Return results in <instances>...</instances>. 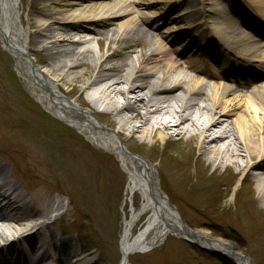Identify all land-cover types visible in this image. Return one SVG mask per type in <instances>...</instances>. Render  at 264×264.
<instances>
[{"label": "bare ground", "instance_id": "1", "mask_svg": "<svg viewBox=\"0 0 264 264\" xmlns=\"http://www.w3.org/2000/svg\"><path fill=\"white\" fill-rule=\"evenodd\" d=\"M11 2L6 6L0 0V48L13 60L22 83L51 116L50 123L61 122L112 154L127 174L125 198L138 195L141 200L139 209L122 211L121 264L170 237L186 238L234 264H253L235 243L209 231L185 225L178 231L176 217L182 218L160 187L159 168L129 152L125 138L135 146L174 137L193 140L197 161L246 173L264 206V0H241L246 10L233 0H34L24 20L20 0ZM89 39L105 41L107 51H113L91 65V50L77 51ZM43 40L49 45L38 48ZM206 58L218 64L217 72L200 66ZM186 75L197 77L189 82L192 89L182 85ZM202 76L227 85L213 83V94L204 97L195 92ZM234 82L246 92L232 95L228 83ZM11 147L33 175V185L46 183L44 150L35 153L19 142ZM75 165L81 170L85 164ZM61 166L56 162L58 170ZM36 196L20 192L0 164V228L17 229L19 236L13 244L0 245V264H55L53 251L45 247L52 242L60 264H97L99 258H87L92 254L79 258L73 241L54 238L50 222L29 224L33 213L41 211L46 218L63 206L60 197L53 205L38 206ZM108 254L115 263L119 252L114 242Z\"/></svg>", "mask_w": 264, "mask_h": 264}, {"label": "rangeland", "instance_id": "2", "mask_svg": "<svg viewBox=\"0 0 264 264\" xmlns=\"http://www.w3.org/2000/svg\"><path fill=\"white\" fill-rule=\"evenodd\" d=\"M33 1L20 0L23 20ZM176 14L171 13V16ZM89 46L97 59L113 51L112 48L107 51L105 41L98 45L99 53L94 40ZM41 47L42 44L38 46ZM30 58L39 60L34 55ZM89 63L95 64L94 61ZM209 63V68L216 72L218 64ZM87 78L89 75L83 79ZM77 97L74 93L71 99L75 101ZM114 100L121 101L118 96ZM48 117L51 116L32 98L17 75L13 60L0 48V164L8 172L9 181L25 196L30 192L38 193L35 199L38 206L53 205L58 197L63 201V206L56 212L49 211L46 218L41 211L33 213L34 220L29 224L39 226L50 222L48 229L54 238L73 241L79 258L92 254L87 258H99L97 264H121L122 211L128 212L131 207L139 209L141 200L138 195L125 198L127 174L112 154L94 148L75 129L61 122L52 119L55 124L50 123ZM97 119L103 122L102 118ZM125 139L129 152L159 168L160 187L189 230L209 231L215 238L235 243L239 253L250 258L253 264H264V206L257 196L254 181L247 182L246 173L234 167L215 168L197 161L193 140L186 142L174 137L169 142L156 139L149 141L148 146L139 143L135 146ZM17 142L31 146L35 153L44 150L49 164L43 171L46 183L33 185V175L11 147ZM78 161L85 164L81 165V170L75 165ZM56 162L60 166L62 163L60 170ZM142 222L143 219L133 228V234ZM111 242L119 252L115 263L108 254ZM45 247L53 251L54 263L60 264L55 242ZM233 261L222 254L211 255L176 237L168 238L146 254L129 258V264H234Z\"/></svg>", "mask_w": 264, "mask_h": 264}, {"label": "water", "instance_id": "3", "mask_svg": "<svg viewBox=\"0 0 264 264\" xmlns=\"http://www.w3.org/2000/svg\"><path fill=\"white\" fill-rule=\"evenodd\" d=\"M4 1V3H5V5L7 6L11 1H13V0H3ZM12 3V2H11ZM170 206H171V208L174 210V211H176V209L174 208V206H172V204L170 203ZM177 219H176V223H177V225H178V227H180V229H178V231L180 230V231H183L184 230V228H185V226H184V223L182 222V220H180L179 219V217H178V215H177V217H176ZM177 230V229H176ZM185 242H187V243H189V244H193L192 242H190L188 239H186V238H182ZM195 245V244H194ZM202 251H204V252H207V253H210L211 255H214V256H220V254H218L217 252H214V251H212V250H207V249H203V248H200Z\"/></svg>", "mask_w": 264, "mask_h": 264}]
</instances>
